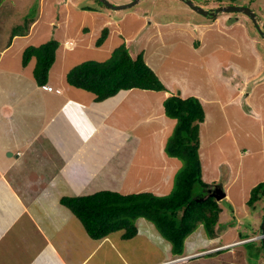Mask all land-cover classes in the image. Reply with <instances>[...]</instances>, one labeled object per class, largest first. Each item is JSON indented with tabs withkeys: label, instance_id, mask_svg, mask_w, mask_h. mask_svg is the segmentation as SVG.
Masks as SVG:
<instances>
[{
	"label": "crops",
	"instance_id": "1",
	"mask_svg": "<svg viewBox=\"0 0 264 264\" xmlns=\"http://www.w3.org/2000/svg\"><path fill=\"white\" fill-rule=\"evenodd\" d=\"M259 3L257 1L255 7L263 5L264 8V0L262 5ZM170 23L179 22L171 19L157 24L168 26ZM181 23L191 22L186 20ZM197 25L198 23L193 24L194 30ZM27 31L11 37L4 48ZM112 32L116 33L115 30ZM191 43L197 48L200 45L193 38ZM70 44L71 41L64 42V45ZM23 48L20 47L21 53ZM141 52L143 54L142 50ZM2 59L0 58V241L8 233L24 242L14 264H246L252 256L249 252L252 247L257 251L256 264H264L260 240L249 239L260 232L247 233L253 227H260L261 213L250 214L249 211L237 209V206L253 208L246 201L250 189L262 181L256 179L250 182L255 176L261 175L260 166L248 169L242 175L231 172L227 177L228 181L219 183L225 193L223 200L230 201L236 209L229 213L222 206L221 199L216 200L220 211L214 233L208 235L203 224L199 223L185 238L180 254H173L170 243L143 217L135 220L136 234L130 238H122L120 230L100 239L91 238L78 218L58 202L60 189H65L66 194L71 195L66 188L69 181L70 187H75L72 195L96 191L88 192L94 181L86 177L92 175L88 173L89 156L97 158L92 166L97 170L100 167L99 158L111 152V162L118 171L110 175L111 170L105 163L108 174H102V171L101 175H97L100 176L99 181L94 182L97 188L124 194L141 191L156 195L168 194L173 185L174 174L182 163L175 157L167 156L163 149L175 120L164 114L162 102L165 96L175 92L158 76L166 85L167 91L121 89L106 99L96 101L94 94L76 90V87L69 86L66 82L58 85L52 78L55 61L48 72L46 85L52 87L48 90L37 85L32 76L34 58L28 62L32 61L28 69V63L25 67L22 66L21 59L15 67L13 64L3 63ZM179 89L182 97L191 95L190 90ZM195 96L203 103V96L198 93ZM202 146L200 141L198 147L202 179L216 183L217 179L212 176V171L207 172V177H204ZM216 147V153H219L226 146L220 144ZM141 154H147L148 163L144 166L146 170L133 173L134 160H138ZM262 157L264 158V150ZM205 162L208 163L207 158ZM212 163L214 162L211 165ZM215 163L218 164V161ZM141 164H145V161ZM47 167L49 171L45 170ZM27 171L37 172L35 183L29 179ZM35 186H38L37 189H34ZM47 186L51 188L46 190L43 210L37 201L31 206L25 205L32 203L34 197L26 193V187L39 194L40 189ZM25 211L29 212L24 214ZM248 215L252 218V225L243 221ZM236 217L239 219L237 222L227 223L225 229L219 230L221 221H233ZM45 218L49 221H44ZM252 241H258V245L243 247ZM113 255L118 260L116 263L108 261ZM5 258V254H0V264H5ZM174 258L180 259L172 261Z\"/></svg>",
	"mask_w": 264,
	"mask_h": 264
},
{
	"label": "rangeland",
	"instance_id": "2",
	"mask_svg": "<svg viewBox=\"0 0 264 264\" xmlns=\"http://www.w3.org/2000/svg\"><path fill=\"white\" fill-rule=\"evenodd\" d=\"M107 1L120 4L119 2L126 3L131 0ZM191 1L209 10L220 4L248 6L259 16L257 25L241 12H219L216 16L202 15L193 11L183 0H139L123 9L110 8L98 0H0V58H3V63L13 64L15 67L20 63V47L36 45L50 37L57 39L59 45L55 51L52 78L58 85H62L66 82L67 70L73 65L86 59L104 60L112 49L121 43L126 45L132 56L142 50L146 64L152 70L155 69L153 71L168 83L169 89L176 95L182 96L179 94V88H182L190 90L191 95L198 93L203 96L205 119L199 126V138L205 159L204 177H207V172L212 171V176L217 179L215 186L221 188L219 183L228 181L227 177L231 172L242 175L248 169L260 166L261 175L255 176L250 182L256 179L264 180V38L257 28L264 27V8L261 3L263 0ZM257 1H260L262 6L255 7ZM171 19L179 23H170L168 26L157 24ZM186 20L191 23H181ZM195 23H198V27L194 30ZM104 26L108 28L107 37L96 46L95 40ZM14 27L20 31H28L4 48L11 40L10 35ZM191 38L199 42L198 48L191 43ZM65 41H71V44L64 45ZM30 65L32 61L27 64V69ZM76 90L91 94L80 88ZM220 144H225V150L216 153V145ZM146 155L141 154L138 160H134L133 173L146 170ZM217 156L218 159L215 158ZM205 157L208 163L205 162ZM95 160L97 158L90 155L87 162L88 173L92 175L86 177L94 179L88 192L101 189L97 188L94 182L99 181L100 176L97 175H101L100 172L108 174L105 163L111 170L110 175L118 171L111 162V152L99 158L100 167L97 170L92 168ZM216 160L218 164L215 163ZM144 161L145 164H141ZM211 162L214 163L211 165ZM45 170L49 171V167ZM26 173L35 183L37 172ZM70 186L68 181L66 188L72 195L75 187ZM48 188L51 187H42L37 194L33 193L30 187H26V193L34 197L32 203L25 205L31 206L37 201L43 210ZM60 192L61 195H68L63 188ZM221 204L229 213L236 209L230 201L223 200V197ZM254 206H237V209L249 211L250 214L261 213L262 216L264 200L254 203ZM28 212L25 211L24 214ZM251 219L248 215L243 221L252 225ZM238 220L236 217L233 221H221L219 230L225 229L227 223H235ZM44 221L49 220L45 218ZM251 229L253 230H248L247 233L261 232L260 227ZM254 245H258V241H252L243 247ZM259 245L264 253L261 242ZM23 246L24 242L19 237L5 234L0 241V254H5V264L16 263L19 248ZM249 249L252 250L249 251L252 256L246 264H256L257 251L253 247ZM108 261L116 263L118 260L113 255Z\"/></svg>",
	"mask_w": 264,
	"mask_h": 264
},
{
	"label": "trees",
	"instance_id": "3",
	"mask_svg": "<svg viewBox=\"0 0 264 264\" xmlns=\"http://www.w3.org/2000/svg\"><path fill=\"white\" fill-rule=\"evenodd\" d=\"M24 31L14 27L10 38ZM107 34L108 28L102 27L95 45L99 46ZM58 45V40L50 37L23 48L21 65L25 66L34 58L32 76L37 85L47 82ZM65 81L69 86L94 94L96 101L110 97L121 89H166L158 75L146 64L142 52L133 57L124 43L114 47L104 60L86 59L73 65L67 70ZM162 105L164 114L175 120L163 149L167 156L175 157L182 163L174 174L171 191L156 195L147 191L124 194L100 189L82 195H61L58 202L78 218L91 238L100 239L118 230L122 231V238H130L136 234L135 220L143 217L170 243L171 252L180 254L185 238L199 223L203 224L208 235L214 233L220 208L215 198L206 192L217 183L202 179L198 147L199 126L205 119L202 103L194 95L181 97L169 94ZM258 200H264V180L250 189L246 203L252 206Z\"/></svg>",
	"mask_w": 264,
	"mask_h": 264
},
{
	"label": "water",
	"instance_id": "4",
	"mask_svg": "<svg viewBox=\"0 0 264 264\" xmlns=\"http://www.w3.org/2000/svg\"><path fill=\"white\" fill-rule=\"evenodd\" d=\"M139 0H131L129 2L126 3H122V4H111L110 2H108L107 0H100V2H102L103 4H105L106 6L110 7V8H115V9H123L125 7H130L134 4H136ZM187 5L190 6V8L202 15H212L215 16L218 12H241L244 13L246 16H248L251 21L257 25V17L255 12L248 6L245 5H234V4H223L220 5L214 9H205L202 6H199L197 4H193L191 0H183ZM258 28V32L260 34H262L264 36V30L261 29L259 26ZM210 195H212L216 200L221 199L222 197H224V191L222 190V188L214 186L213 189H210L209 192ZM260 229H261V233H260V240H261V244L263 246V250H264V212L262 215V220H261V224H260Z\"/></svg>",
	"mask_w": 264,
	"mask_h": 264
},
{
	"label": "clouds",
	"instance_id": "5",
	"mask_svg": "<svg viewBox=\"0 0 264 264\" xmlns=\"http://www.w3.org/2000/svg\"><path fill=\"white\" fill-rule=\"evenodd\" d=\"M221 5V4H220ZM254 11V10H253ZM255 12V11H254ZM219 13V12H218ZM255 14H256V17H257V19H258V17L259 16H257V13L255 12ZM261 29H263L264 30V27H262ZM260 34V33H259ZM261 36H262V38H264V36L262 35V34H260ZM161 80V79H160ZM162 81V80H161ZM163 82V81H162ZM164 83V82H163ZM46 84V83H45ZM44 84H42V85H40V86H43ZM46 89V88H45ZM50 89V88H49ZM48 89V90H49ZM51 89H52V87H51ZM50 89V90H51ZM55 90V89H54ZM166 90V89H165ZM56 91V90H55ZM58 91V90H57ZM167 91V90H166ZM182 97V96H181ZM170 118V117H169ZM213 187L214 186H212L210 189L212 190L213 189ZM210 189L209 190H207L206 192H210ZM210 195V194H209ZM212 196V195H211ZM222 199V198H221ZM216 200V199H215ZM261 233V232H260ZM260 234H258L257 236H252V237H250L249 239H258V240H260ZM260 242H261V240H260ZM220 248V247H219ZM214 249V248H213ZM216 249H218V248H216ZM207 251H209V250H207ZM198 253H200V252H198ZM178 259H180V258H174V259H172V261H175V260H178Z\"/></svg>",
	"mask_w": 264,
	"mask_h": 264
},
{
	"label": "built area",
	"instance_id": "6",
	"mask_svg": "<svg viewBox=\"0 0 264 264\" xmlns=\"http://www.w3.org/2000/svg\"><path fill=\"white\" fill-rule=\"evenodd\" d=\"M43 87L46 88V89H49V88L51 89V86L50 85L44 84ZM55 90L57 91L58 89H55Z\"/></svg>",
	"mask_w": 264,
	"mask_h": 264
},
{
	"label": "bare ground",
	"instance_id": "7",
	"mask_svg": "<svg viewBox=\"0 0 264 264\" xmlns=\"http://www.w3.org/2000/svg\"><path fill=\"white\" fill-rule=\"evenodd\" d=\"M254 24V23H253ZM72 171V170H71ZM77 181V180H76ZM62 244V243H61Z\"/></svg>",
	"mask_w": 264,
	"mask_h": 264
}]
</instances>
